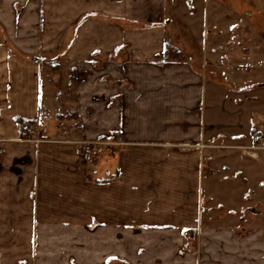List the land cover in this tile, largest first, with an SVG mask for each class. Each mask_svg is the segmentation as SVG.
I'll return each instance as SVG.
<instances>
[{"label":"crops","instance_id":"0c3cea01","mask_svg":"<svg viewBox=\"0 0 264 264\" xmlns=\"http://www.w3.org/2000/svg\"><path fill=\"white\" fill-rule=\"evenodd\" d=\"M190 1L0 0V238H41L48 255L56 236L68 252L71 239L95 236L85 248L98 264H264L258 214L241 206L219 223L230 214L202 209L204 158L264 138L261 112L246 115L250 138L239 145L205 121L206 76L225 85L258 67L228 40L230 17L240 23L247 7L205 0L199 25ZM167 42L183 60L162 61ZM61 66L71 95L47 96L42 79ZM18 118L45 131L20 139ZM98 139L120 146L86 164L81 142ZM253 150L241 157L256 162Z\"/></svg>","mask_w":264,"mask_h":264},{"label":"rangeland","instance_id":"374dc122","mask_svg":"<svg viewBox=\"0 0 264 264\" xmlns=\"http://www.w3.org/2000/svg\"><path fill=\"white\" fill-rule=\"evenodd\" d=\"M190 2V0H180L179 4L182 7H187L191 5L192 2ZM195 2V9L198 12L196 14L197 24L202 25V10L206 2L205 0H196ZM244 2L247 10L246 8L243 9L246 13L244 15L241 12L240 23L234 20V17H230L229 22L233 26L229 31L228 40L231 42L232 50L238 49L239 42L242 43L243 48L248 49V59L257 63L258 67L250 75L240 79L232 76L233 74L228 76L229 83L225 85L222 84L225 82L224 79H214L209 75L206 76L205 82L206 127H209L208 124L213 125L214 134L225 135L226 144L232 145L244 144L250 138V129L247 127L250 125L246 122V115L253 112H261L264 115V0H244ZM235 26L236 29H234ZM236 33L245 38L238 37ZM199 40L201 42L200 48L205 47L202 45L203 34L201 31ZM53 65L54 63L50 67ZM43 66V73L46 75L49 67L45 63ZM60 70L59 75L56 72L53 78L44 76L42 79L44 87H46L44 92H48L47 96L54 97L55 92L56 98L59 99L71 95L72 84L69 85L66 81L67 71L62 66ZM61 112L65 111L62 110ZM43 125L47 129L45 134L50 135L53 128L52 123L46 120ZM40 128V126L35 125L32 129L35 130V133L33 135L29 133L30 136L36 137L38 133H42L38 132ZM263 129L262 126L260 130ZM112 141L98 139L101 150L97 158L103 154L106 156L116 154L115 147L120 146V143L115 140ZM83 143L85 142H81V145ZM253 146V148L246 150L238 148L216 150L211 162H208L206 157L204 158L202 209L205 210V214L212 213L218 217L230 214V216H224V219L217 221L219 223L230 221L232 218L236 219V216L241 213V206H246L247 211L245 213L251 218L258 214L256 226L264 228V138L261 142L254 139ZM256 146L262 147L256 151L259 154V159L256 162L251 161L250 157H241V152H254L253 149H256ZM212 171H216V173L213 174ZM246 195L249 199H245ZM250 225L254 227V224H248V227ZM96 242L98 245V237L95 236L71 239L70 252H68L67 249L63 251V238L56 236L54 242H49V246H54L52 249L55 250V254L47 255L40 253L41 246L44 245L41 238H0L1 251L5 246L8 250H14L16 246L22 249V252L19 251L18 254L14 252L2 254L0 251V264H87L89 262L98 264V254L90 253L85 248L86 243L94 245ZM30 245L34 246L32 252ZM35 246H37L38 252L35 251ZM73 250L82 251L85 255L74 254Z\"/></svg>","mask_w":264,"mask_h":264},{"label":"trees","instance_id":"16d2710c","mask_svg":"<svg viewBox=\"0 0 264 264\" xmlns=\"http://www.w3.org/2000/svg\"><path fill=\"white\" fill-rule=\"evenodd\" d=\"M183 55L182 53L176 49L174 46H172L171 43L167 42L164 47V52H163V62H168V61H181L183 60ZM16 124L18 126V131H19V136L20 139H29L31 138L29 132L32 130L36 123L31 120H22L20 118L16 119Z\"/></svg>","mask_w":264,"mask_h":264},{"label":"built area","instance_id":"2783aa9c","mask_svg":"<svg viewBox=\"0 0 264 264\" xmlns=\"http://www.w3.org/2000/svg\"><path fill=\"white\" fill-rule=\"evenodd\" d=\"M43 131H45V129L42 127L40 128V130H38V132H43ZM29 133L33 135L35 133V130H30ZM35 141L38 142L39 140H35ZM261 148L262 147H257L256 149H261ZM100 150L101 149L98 141L85 142L81 145L80 157L86 164H93L97 159V157L99 156Z\"/></svg>","mask_w":264,"mask_h":264}]
</instances>
